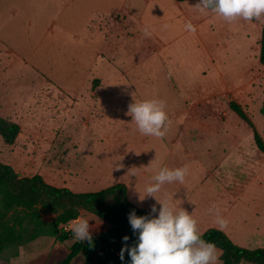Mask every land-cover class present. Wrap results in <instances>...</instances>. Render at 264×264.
<instances>
[{
	"label": "rangeland",
	"instance_id": "rangeland-1",
	"mask_svg": "<svg viewBox=\"0 0 264 264\" xmlns=\"http://www.w3.org/2000/svg\"><path fill=\"white\" fill-rule=\"evenodd\" d=\"M0 3V40L4 43L0 51V117L20 126L13 145L0 136V162L13 167L21 177L40 175L51 185L78 193L100 191L137 173L158 174L165 167L187 166L188 174L195 175L222 169L223 173L234 174L233 180L237 181L232 180L230 187L225 182L226 188L222 180L215 181L221 196L239 198L246 192L244 198L232 202L233 214L238 217L232 225L236 226L241 218L242 226L253 224V229H264V154L257 148L254 134L256 131L264 140V66L259 61V49L248 47V52H239L230 47V51L221 48L211 53L196 40L194 32L184 27L170 38L161 36L165 34V22L162 27L156 23L161 28L159 38L142 29L151 39L153 48L149 53L141 56L137 51L128 54V60L109 59L97 65L98 49L104 40L111 41L113 35L107 34L116 20L122 28L123 15L104 20L97 17L107 11L117 15L123 6L129 7L127 4L70 0L68 6H63L60 1H47L40 9L38 27L36 0ZM92 21L96 22L90 29H99L102 38L85 28ZM17 24L21 26L16 31L11 25ZM228 27L221 29L229 31ZM13 30V36H4L5 31ZM133 33L131 39L141 45V31ZM213 35L215 40H231L216 32ZM176 36L178 41L174 40ZM128 66L132 68L129 72ZM98 73L108 79L109 89H117L115 93L109 90L104 96H94L98 83L93 77ZM119 73L125 79L116 82ZM145 76L152 84L141 94ZM84 81L87 86L82 84ZM37 85L42 87L35 91ZM63 89L80 95L75 98ZM169 94L175 98H169ZM143 97L165 102L170 123L163 138L141 135L127 115L129 105L145 100ZM231 102L242 108L248 120L231 109ZM179 107L184 110L183 116L174 114V110L169 114L170 108ZM199 109L201 114L189 115V111ZM209 125L231 128L232 145L219 140L216 132L203 130ZM123 158L124 163L120 160ZM201 187L200 192L208 194L207 188ZM45 217L50 220L53 216ZM79 219L89 220L92 238L109 226L85 212ZM78 220L69 223V231L73 232ZM258 239L250 249L264 248L261 237ZM79 241L74 236L64 243L39 238L21 248L18 258L0 264L58 263ZM84 263L83 253L72 262Z\"/></svg>",
	"mask_w": 264,
	"mask_h": 264
},
{
	"label": "crops",
	"instance_id": "crops-1",
	"mask_svg": "<svg viewBox=\"0 0 264 264\" xmlns=\"http://www.w3.org/2000/svg\"><path fill=\"white\" fill-rule=\"evenodd\" d=\"M1 1V0H0ZM8 0H6L7 3ZM19 1V0H16ZM63 2V6H68L70 4V0H36L35 4V10L34 14L36 16V26L40 27L41 25V7L44 8L46 6V2ZM133 1V2H132ZM22 4H24L25 0H20ZM107 2L110 4H117L119 6L120 2L122 4H127L129 7H124L121 9L120 12L117 13V15H112L109 11L106 13H100L101 16L97 17V20H104L107 18H118L119 16L123 15V24L122 28H120V24L117 22H114V28L112 27L109 30V33L107 35L113 37L110 40L103 41V43L100 46V49H98V60L97 65L99 64H105L109 62V59L114 61L115 59L125 61L128 60V54L132 55L134 53L141 52V56L149 53L152 47L151 39L150 37H146L145 33H142V29L148 30L147 32L150 34V36L159 38L161 34L158 24L160 23V26L162 27L165 22L167 26L164 28L165 34L161 35L165 37H169L172 35L177 34L183 27L185 29L186 23L189 21L195 26L196 31L194 32L196 35V40L203 44L204 48L208 52H216L219 51L221 48L224 50L230 51V47H233V50L239 51V52H248L250 47L251 49L253 47H256L260 51V42L262 38V31L264 28V17L261 18V20H253L251 22L244 21L243 19H236L232 22H227L223 20L221 17L215 15L211 11H205L200 12L196 8L192 7L193 4H197L199 0H190L186 2H178L177 0H107ZM3 3V2H2ZM0 3V4H2ZM137 5L140 6V9L137 7ZM39 8V9H38ZM187 9H190L189 11H186ZM23 13V11H20ZM25 13H23L24 15ZM96 20V21H97ZM96 21H92V23L88 26L85 24V28L89 30L91 35L101 36V31L98 30H91V26L95 24ZM175 22V24H172ZM117 25H119L117 32L115 33V30L117 28ZM227 24L229 25L228 28H230L229 31L225 29H221L224 25L227 27ZM21 25L17 24L15 27L11 25L16 31L17 28ZM154 29V31H153ZM186 30V29H185ZM141 31L142 37V44H136L134 40L131 39V36L134 35L133 32ZM217 33L218 36H230L231 40L226 42L224 39H214V33ZM13 31H5L4 36H13ZM213 36V38H212ZM178 37H174V40L178 41ZM224 38V37H223ZM182 41V39H181ZM119 42V43H118ZM161 42V41H159ZM183 42V41H182ZM162 43V42H161ZM157 42L155 43V45ZM228 44V45H227ZM226 47L228 49H226ZM4 48V43L2 40H0V51ZM250 49V50H251ZM81 52L83 51L82 47L79 49ZM210 50V51H209ZM11 53H15L14 51L10 50ZM132 57V56H131ZM129 59H132V58ZM143 59L146 62L145 57ZM127 63V61H126ZM131 66H128V69H126L127 72H129L132 68H129ZM97 75H100V77H97ZM95 80L98 81L97 88L95 89L94 96H104L106 92L109 90L115 91L117 90L115 87H112L109 89L108 86V79L101 76V73L96 74V76L93 77ZM125 79V76L123 73H119L116 75V82L122 81ZM94 80V81H95ZM84 86H87V82L84 81L82 83ZM132 84V83H131ZM143 86H145L141 90V94H145L149 89H147V86H150L152 84L150 78H146V76L142 80ZM42 86H38L37 88H34L35 91L39 90ZM133 86L131 85L130 88ZM32 90V89H31ZM64 91H67L66 93H69L70 95L76 96V94L80 95L78 92H73L69 89H63ZM82 91V90H80ZM32 92V91H31ZM54 92L51 93L53 95ZM88 94V93H87ZM118 95V93H117ZM169 98L175 96L167 95ZM172 98V99H173ZM143 99H145L143 97ZM98 100V99H97ZM171 100V99H170ZM174 101V100H173ZM169 114L172 115L173 110L174 114L183 116L184 110L182 107L179 108H170ZM198 114H201L200 109L199 110H191L189 111V115L197 116ZM188 128V127H186ZM230 128V127H229ZM181 126H178V131H180ZM197 129V128H195ZM208 129L209 132H216L218 134L219 140L225 139L227 142H229L230 146L232 145V131L230 129L225 128L224 126H215V125H209L206 126L203 130ZM202 130V131H203ZM189 131V130H185ZM183 130V132H185ZM223 133V135H221ZM227 156L230 159L232 158L231 151L227 153ZM121 162H123V159H120ZM124 163V162H123ZM115 164V163H114ZM117 170V168H116ZM221 171L217 172H208L204 175H195V174H187L185 177L184 183L179 182H173L171 184H165L161 191L156 193V196L158 199H160L162 202L170 203L176 207L177 210L180 208H183L185 211H187L189 214L194 213V218L198 222V229L200 234L205 233L209 229H219L225 232L229 238L233 241L234 244L250 249V244H258V239L261 237L263 244L264 242V229L257 228L253 229L252 226H247V224L244 223V226L241 224V218L240 221L235 222L237 223L236 226L232 225L233 220H236L238 217L233 214L234 206L232 205L233 200L235 202H238L242 198L245 197L246 192L244 191L242 195L239 198H232L230 194L227 196H221L220 193L217 191V183L215 181L222 180L223 188H226L225 182H228L227 186L230 187V183L233 180V176H235L232 173L226 172L223 173L222 169H219ZM157 174H149L148 172H142L133 174L130 176L127 181H122L121 183L125 184L127 186L128 191V199L131 203H133L135 206H137L140 209L148 211L151 216H158L159 210L162 207V205L156 200L155 197L152 196H146V188L152 184L153 177ZM237 181V180H233ZM195 182H198L195 184ZM205 186L207 188L208 194L210 193V199L208 198L207 193H201L200 187ZM203 188V187H201ZM206 191V192H207ZM92 191H87L83 193H88ZM97 192V191H95ZM78 193V192H77ZM144 198L143 201L139 200V197ZM136 200L135 202L132 200V198ZM138 202V203H137ZM153 205L156 206L157 212L152 213V207ZM213 205L216 206V209L219 210V215L223 218L228 220V225L225 228H221L220 225L216 222L217 219V213L216 209H213ZM211 209V211H210ZM109 228V226H108ZM107 228V229H108ZM218 250V249H217ZM220 251V250H218ZM221 251L218 252L219 260L218 264H222L220 261L221 257Z\"/></svg>",
	"mask_w": 264,
	"mask_h": 264
},
{
	"label": "trees",
	"instance_id": "trees-1",
	"mask_svg": "<svg viewBox=\"0 0 264 264\" xmlns=\"http://www.w3.org/2000/svg\"><path fill=\"white\" fill-rule=\"evenodd\" d=\"M259 61L264 66V28ZM230 107L248 120L238 104L231 102ZM261 114L264 117V104ZM19 133L17 123L0 117V136L6 144L13 145ZM254 134L257 148L264 154V140L256 131ZM83 212L102 220L109 228L93 237L91 243L87 240L76 242L67 256L54 264H72L81 253L85 257L84 264H131L128 252L124 253L123 260L120 258L123 248L131 249L138 243L139 232L133 231L129 215L135 212L138 217L152 216L129 201L125 184L117 183L97 192L77 193L51 185L40 175L21 177L13 167L0 162V261L18 258L21 248L39 238L66 242L74 234L65 227L78 220ZM45 215L53 217L47 220ZM125 236L129 237L127 242L123 240ZM201 238L214 243L221 251L222 264H264V248L252 250L238 246L222 230L209 229L201 234Z\"/></svg>",
	"mask_w": 264,
	"mask_h": 264
},
{
	"label": "clouds",
	"instance_id": "clouds-1",
	"mask_svg": "<svg viewBox=\"0 0 264 264\" xmlns=\"http://www.w3.org/2000/svg\"><path fill=\"white\" fill-rule=\"evenodd\" d=\"M194 8L200 12L211 11L229 23L238 18L251 22L264 17V0H199ZM185 29L196 31L190 21L186 23ZM127 115L132 117L131 123L136 125L141 135L163 138L167 133L169 117L165 102L160 99L135 100L129 105ZM187 174V166L176 169L165 167L153 177L154 182L146 188V196L155 197L162 207L158 216L151 218L138 217L135 212L129 215L133 231L139 232L138 243L131 249L127 246L123 248L121 260L124 259V253L128 252L131 264H218L216 245L201 238L194 213L189 214L183 208L177 210L174 205L162 202L156 196L165 184L184 183ZM144 198L140 196L141 201ZM213 209H216L215 205ZM156 212L157 208L153 205L152 213ZM216 213V222L221 228L227 227L228 220L219 215L218 209ZM72 231L75 239L91 243L89 220L79 219ZM128 239V236L123 237L125 242Z\"/></svg>",
	"mask_w": 264,
	"mask_h": 264
},
{
	"label": "built area",
	"instance_id": "built-area-1",
	"mask_svg": "<svg viewBox=\"0 0 264 264\" xmlns=\"http://www.w3.org/2000/svg\"><path fill=\"white\" fill-rule=\"evenodd\" d=\"M66 230H68L67 226L65 227Z\"/></svg>",
	"mask_w": 264,
	"mask_h": 264
}]
</instances>
